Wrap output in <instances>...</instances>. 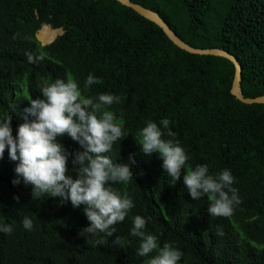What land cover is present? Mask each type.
Listing matches in <instances>:
<instances>
[{"label": "trees", "instance_id": "16d2710c", "mask_svg": "<svg viewBox=\"0 0 264 264\" xmlns=\"http://www.w3.org/2000/svg\"><path fill=\"white\" fill-rule=\"evenodd\" d=\"M130 1L157 12L187 45L234 56L241 94L264 96V0ZM42 26L62 34L41 45L36 32ZM89 74L102 82L85 88ZM69 76L85 97H120L107 110L122 117L125 136L107 155L117 164L133 156L132 180L111 186L134 207L109 229L112 236L98 232L85 239L80 231L90 222L84 206L33 198L31 185L22 179L13 184L18 161L6 149L0 224L13 231L0 232V264H148L156 253L138 254L140 239L130 234L136 215L160 247L170 243L183 253L178 264H264V103L243 104L230 94V60L179 49L159 26L115 0H0V122L11 116L13 137L31 99ZM149 120L164 139L179 141L189 157L186 168L207 165L213 176L230 170L241 201L231 216L210 215L206 196L190 198L184 170L174 181L158 155L141 152L138 133ZM57 142L69 152L83 150L66 134ZM68 168L75 178L70 162ZM26 216L31 230L23 227Z\"/></svg>", "mask_w": 264, "mask_h": 264}, {"label": "clouds", "instance_id": "9594fccd", "mask_svg": "<svg viewBox=\"0 0 264 264\" xmlns=\"http://www.w3.org/2000/svg\"><path fill=\"white\" fill-rule=\"evenodd\" d=\"M31 60V57H29ZM102 81L89 74L84 87L100 84ZM120 97L100 94L96 100L85 97L75 78L57 79L42 89L41 96L31 99L24 108V123L20 124L16 136L12 135L11 116L0 122V159L7 149L11 161H18L14 172L19 184L32 186L33 198L45 195L59 198L61 203L70 202L75 209L84 206L83 211L90 226L84 227L80 235L85 239L98 232L113 235L110 228L123 222L134 207L132 199L111 185L127 184L133 178L130 165L134 158L129 156V164H117L107 155L113 145L124 138V120L107 110ZM163 129L169 128V120L160 122ZM79 144L82 151L69 152L58 137L64 135ZM140 150L145 156L158 155L162 168L174 180L181 178L192 200L207 197L210 202L208 212L212 216L228 217L234 206L241 203L238 190L232 185L234 177L230 170H223L213 176L207 165H197L194 169L186 162L189 157L179 141L164 139L165 132L149 120L138 133ZM167 136L175 133L167 131ZM69 162L75 170V178L69 174ZM147 221L136 215L132 221L131 235L140 239V256L156 254L148 264H178L183 253L165 243L160 247L158 237L145 232ZM26 230H31L33 222L27 216L22 221ZM12 226L0 224V232L11 234ZM104 241H97L103 244Z\"/></svg>", "mask_w": 264, "mask_h": 264}, {"label": "water", "instance_id": "95a60500", "mask_svg": "<svg viewBox=\"0 0 264 264\" xmlns=\"http://www.w3.org/2000/svg\"><path fill=\"white\" fill-rule=\"evenodd\" d=\"M121 5L130 8L139 16L153 22L157 26H159L162 31L166 34V36L171 40V42L177 46L179 49L184 50L191 54L196 55H209V56H219L224 57L230 60L234 65V76L230 87V94L233 95L238 101L243 104L251 105V104H263L264 96H257L253 98L244 97L240 92V80H241V67L237 61V59L229 54L228 52L220 49V48H194L187 45L183 42L167 25V23L160 17V15L154 10L143 7L138 3L131 2L130 0H115ZM60 30V29H59ZM62 34V32H61ZM60 34V35H61ZM53 41V40H52ZM50 41V42H52ZM49 42V43H50ZM47 43V44H49ZM41 45H45L42 44Z\"/></svg>", "mask_w": 264, "mask_h": 264}, {"label": "bare ground", "instance_id": "6f19581e", "mask_svg": "<svg viewBox=\"0 0 264 264\" xmlns=\"http://www.w3.org/2000/svg\"><path fill=\"white\" fill-rule=\"evenodd\" d=\"M59 33V30H53L49 26H43L37 33L36 37L42 44L49 43ZM172 224V223H171ZM118 234V233H117ZM118 236V235H117ZM169 236V235H168ZM116 239V238H115ZM125 239V238H124ZM87 246V245H86ZM106 248V247H105ZM79 252V251H78ZM86 255V254H85ZM89 255V254H88ZM91 255V254H90ZM82 257V256H81ZM94 258V257H93ZM77 259V258H76ZM92 260V259H91ZM76 261V260H75Z\"/></svg>", "mask_w": 264, "mask_h": 264}, {"label": "rangeland", "instance_id": "374dc122", "mask_svg": "<svg viewBox=\"0 0 264 264\" xmlns=\"http://www.w3.org/2000/svg\"><path fill=\"white\" fill-rule=\"evenodd\" d=\"M42 27H43V26H42ZM42 27H40V29H41ZM40 29H39V30H40ZM39 30H38V31H39ZM53 30H55V29H53ZM56 30H59V29H56ZM38 31L36 32V35H37ZM61 32H62V31L59 30V33H57V34L55 35V37L59 36V35L61 34ZM55 37H54V38H55ZM36 39H37V37H36ZM38 41H39V40H38ZM39 42H40V41H39ZM40 43H41V42H40Z\"/></svg>", "mask_w": 264, "mask_h": 264}]
</instances>
